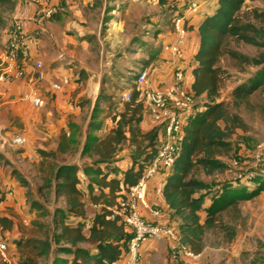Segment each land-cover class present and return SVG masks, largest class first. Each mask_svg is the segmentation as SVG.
<instances>
[{"label":"crops","instance_id":"obj_1","mask_svg":"<svg viewBox=\"0 0 264 264\" xmlns=\"http://www.w3.org/2000/svg\"><path fill=\"white\" fill-rule=\"evenodd\" d=\"M10 1L9 22L0 27V47L8 40L15 21L21 22L29 33L41 31L39 42L30 52L29 60L25 64V74L33 73L35 62L43 63L45 78L37 85V89L47 101L44 109L35 110L24 99L30 91L25 78L0 84V91L3 93L0 101V219L5 221L3 228L7 255L14 262L17 256L19 261V253L14 243L31 238V230L35 228L33 225L43 221L38 216L41 211L31 208V203L37 202L40 197L37 195V190L42 183L41 164L47 161L56 162L58 157L67 158L69 155L72 157L73 153V162L59 163L57 167L75 166L78 169L77 189L84 194L86 203L84 222H91L101 213L102 207L93 205L89 200L90 180L86 181L89 177L85 175L84 169L91 161L89 159L85 162L86 158H82L81 153L89 135L102 139L115 126L110 117H105L98 120L101 122L99 131L89 132L88 129L98 101L99 85L101 86L103 82V76L112 71L113 66L118 65L124 71L133 67L134 70L138 69L139 72L146 71L150 74L148 82L151 89L164 90L168 87L171 82V72L165 63L168 58L165 48L175 40L171 23L172 14H182L186 6L196 3L199 9L187 18L191 29L182 47L184 59L179 62V67L185 73L186 85L190 87L193 83L194 55L199 46L197 27L205 16L214 13L218 0H162L160 5H151L148 10L147 0H50L52 5L58 7L59 14L44 23L35 21L33 8L26 0ZM250 8L264 9V7L246 6L243 12ZM144 45L150 49L149 53L141 48ZM59 54L65 56L64 61H57ZM223 59L219 67L229 74L230 70L223 65ZM152 68L155 69L150 73ZM64 77L69 80L67 85L62 84ZM227 82L229 84V81ZM243 82L240 80L232 87L227 85L225 90L230 92ZM53 84L61 86L58 92L52 90ZM127 92L130 93L129 91L125 93ZM222 93L221 87L220 100ZM203 99H199L202 104L206 103ZM98 109L99 107L96 110ZM139 128L143 134L155 128L145 109ZM18 134H22L27 139L24 148L1 145V142L8 141ZM63 136L66 138L75 136L79 140L76 152H72L75 147L73 144L65 152L59 151ZM163 139L164 133L159 132L158 142H162ZM41 153H44L45 157L41 156ZM115 160L108 167L116 168L119 171L118 178H122V174L132 164L131 155L121 158L117 156ZM103 167L106 168V165L99 166L101 170H105ZM168 176V172L158 173L149 180L147 201L160 209L159 222L162 225L177 230L179 221L168 209L161 194ZM84 182L87 191L83 189ZM93 194H98L96 187L93 189ZM30 198L33 199L32 202ZM208 204L209 201H205L203 207L206 208ZM64 207L62 200L57 206L53 201L51 209H48L51 220L55 208ZM199 217L202 221L205 214L200 213ZM69 222L76 224L82 222V219L71 217ZM84 244L90 245L83 243L78 247L87 250L82 247ZM90 246L94 247L92 244ZM168 247V241L146 243L142 248L143 264H167V262L177 264L168 257ZM90 253H95V247ZM68 257L70 262L72 257ZM180 262V264H190L188 260ZM121 263L119 261L117 264Z\"/></svg>","mask_w":264,"mask_h":264},{"label":"trees","instance_id":"obj_2","mask_svg":"<svg viewBox=\"0 0 264 264\" xmlns=\"http://www.w3.org/2000/svg\"><path fill=\"white\" fill-rule=\"evenodd\" d=\"M246 1L254 0H218L214 13L205 16L197 27L199 46L194 55L193 83L189 88L195 98H204L206 103L202 104L203 111L186 125L181 153L168 171L169 176L161 190L166 206L179 221L178 229H171L177 233L180 244L195 255L203 251L204 236L207 231L216 228L222 213L237 209L241 202L249 201L256 195L255 191L222 188L204 208L211 187L197 177L200 171L207 176L222 172L225 169L222 158L231 153L234 131L247 129L240 116L232 113L229 106L233 109L250 107V98L256 94H261L264 100V9L250 8L243 12ZM10 3V0H0V6ZM175 16L181 14H172L171 23ZM185 27L189 32L191 26L187 21ZM231 42L255 48L259 53L248 57L232 49ZM223 58H228L239 69H255L252 76L231 91L230 104L218 102L222 83L230 77L226 70L219 67ZM98 98H102L101 94ZM99 103L97 101L93 110L89 132L101 129V122L94 121ZM143 111L140 92L134 85L130 100L123 102L122 110L111 116L115 127L102 139L90 135L86 139L81 157L91 161L84 169L85 175L90 178L89 200L93 205L102 207L88 229L84 227V194L77 189L78 169L75 166H56L47 178H42L37 195L43 198L44 194L53 195L54 205L62 200L65 207L54 210L52 241L45 235L43 239L29 238L14 243L19 253L18 264H40V259L50 254L53 245L59 254L72 257L70 262L60 260V264H117L121 261L132 234L118 218L110 219V210L143 176L159 146L160 128L155 126L145 134L140 131ZM72 143V138L63 136L59 151L65 152ZM124 143L134 149L132 164L122 178H118L119 171L108 166L115 162L118 149ZM41 156L45 157V154L41 153ZM100 165H106L105 170H101ZM95 187L98 194H93ZM31 208L41 211L40 217H46L45 208L38 202L33 201ZM200 213L205 214L202 221ZM71 217L82 219V222L71 223ZM0 223L5 226L3 219ZM40 227L44 229V226ZM83 243L94 245L95 253L78 247Z\"/></svg>","mask_w":264,"mask_h":264},{"label":"built area","instance_id":"obj_3","mask_svg":"<svg viewBox=\"0 0 264 264\" xmlns=\"http://www.w3.org/2000/svg\"><path fill=\"white\" fill-rule=\"evenodd\" d=\"M150 3H159V0H148ZM33 8V18L38 23L51 21L59 14L58 7L51 4L50 0H26ZM199 5L191 3L181 14L172 20V29L175 40L166 46L168 58L165 60L167 69L171 72V82L164 90L151 89L149 86L150 74L146 71L138 72L134 85L140 92V99L144 109L156 127L164 133V139L159 143L157 153L150 162L143 176L130 187L117 201L116 206L110 211V219H119L121 224L132 234L127 243V252L121 259V264H143V246L151 241H168L169 258L178 263L183 260H195L187 247L180 244L175 230L165 227L159 220L161 211L147 201L148 183L156 174L168 172L181 153L186 125L203 111L199 99L195 98L188 85H186L185 73L179 67V62L184 59L183 45L186 42L188 31L185 27L187 18L195 14ZM41 31L27 32L23 24L15 21L10 30L8 40L0 49V84H8L25 78L30 86V91L24 99L35 110L46 107L47 101L39 93L37 85L44 80L45 70L42 62L33 64V73L25 74V64L29 60L30 52L38 44ZM65 56L59 54L57 61H64ZM152 68L150 73L154 71ZM68 78H62V84L67 85ZM61 86L53 84L52 90L58 92ZM3 93L0 91V101ZM130 93L122 95V101L128 102ZM3 147L24 148L27 139L22 134L13 136L10 140L1 142ZM90 222L84 224L88 229ZM7 255V244L4 239V228L0 223V264H11Z\"/></svg>","mask_w":264,"mask_h":264},{"label":"rangeland","instance_id":"obj_4","mask_svg":"<svg viewBox=\"0 0 264 264\" xmlns=\"http://www.w3.org/2000/svg\"><path fill=\"white\" fill-rule=\"evenodd\" d=\"M159 3H150L146 1L147 10L151 5H160ZM247 7L257 6L264 7V0H254V2L247 1L245 3ZM11 7L10 5L0 6V27L6 25L9 22ZM230 47L239 53L245 54L248 57H255L259 51L255 48L248 47L242 44L230 43ZM1 48V47H0ZM143 50H150L146 45L141 47ZM223 65L227 67L229 71V78L224 79L222 83L223 95L222 100L218 102L231 103L230 94L231 91H226V86L232 87L233 84L238 81H246L250 76L255 73L254 68L243 67L239 69L235 64L228 60L223 59ZM120 66H113L109 73L103 76L102 84L99 85V94L102 98H98L99 109L95 120L99 118L110 117L122 110V95L129 91L130 93L134 87V80L139 70L132 69L124 71L120 69ZM241 74L237 76L235 74ZM229 81V84L228 82ZM99 96V95H98ZM111 105L110 109L108 108ZM202 104V102H201ZM203 106V105H202ZM112 109V110H111ZM232 113L240 116L244 124H246V131L237 129L234 131V135L231 138L232 149L228 157L222 158L225 164V169L222 172L215 173L207 176L202 171L197 173V177L208 184L211 187L205 201L217 194L222 188H231L233 190L254 192L256 195L249 201L241 202L237 209H231L222 213L217 220L216 228L206 232L204 236V248L203 251L197 255L195 260H188L190 264H264V100L261 94H256L250 98V107H240L233 109L229 106ZM262 110V111H261ZM115 127V126H114ZM72 152H76L77 144L79 140L73 136ZM76 138V139H75ZM118 157H129L134 149L129 147L128 144H121L119 147ZM41 152V151H37ZM70 156V155H69ZM67 156L58 157L56 162L47 161L45 164H41V176L47 178L59 163L73 162L72 157ZM88 158L85 162H88ZM116 161V160H115ZM76 164V162H74ZM88 164V163H87ZM105 168V167H103ZM44 176V177H43ZM90 180L87 178L86 181ZM83 189L87 191L84 182ZM39 197L37 201L42 205L47 215L46 217H40L42 223H36L33 225L35 228L31 230V238L43 239L45 235L52 241L53 231L51 228L52 220L51 213L48 209H51L53 204V198L51 196ZM32 198L30 201L32 202ZM39 224V225H38ZM40 225L44 226L41 229ZM30 238V237H28ZM91 245V244H90ZM88 244L82 245L90 252L94 251V247ZM168 252V248H167ZM169 255V252H168ZM169 257V256H168ZM166 256V259H168ZM70 257L59 254L57 247L52 246L50 254L40 259V264H60V260H68ZM174 263V262H173ZM178 262L177 264H180ZM11 264H18V256L16 261ZM167 264H169L167 262Z\"/></svg>","mask_w":264,"mask_h":264}]
</instances>
